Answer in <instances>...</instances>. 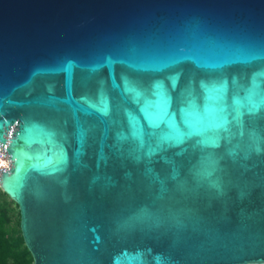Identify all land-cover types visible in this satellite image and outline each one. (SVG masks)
Masks as SVG:
<instances>
[{
    "label": "water",
    "instance_id": "95a60500",
    "mask_svg": "<svg viewBox=\"0 0 264 264\" xmlns=\"http://www.w3.org/2000/svg\"><path fill=\"white\" fill-rule=\"evenodd\" d=\"M0 153L33 264H264V0H0Z\"/></svg>",
    "mask_w": 264,
    "mask_h": 264
},
{
    "label": "trees",
    "instance_id": "16d2710c",
    "mask_svg": "<svg viewBox=\"0 0 264 264\" xmlns=\"http://www.w3.org/2000/svg\"><path fill=\"white\" fill-rule=\"evenodd\" d=\"M17 206L0 188V264H33L21 233Z\"/></svg>",
    "mask_w": 264,
    "mask_h": 264
},
{
    "label": "built area",
    "instance_id": "2783aa9c",
    "mask_svg": "<svg viewBox=\"0 0 264 264\" xmlns=\"http://www.w3.org/2000/svg\"><path fill=\"white\" fill-rule=\"evenodd\" d=\"M9 164L5 156L0 153V171L4 168H8Z\"/></svg>",
    "mask_w": 264,
    "mask_h": 264
}]
</instances>
